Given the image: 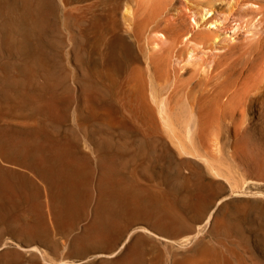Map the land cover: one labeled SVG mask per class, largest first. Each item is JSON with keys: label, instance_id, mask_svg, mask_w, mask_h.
Instances as JSON below:
<instances>
[{"label": "bare ground", "instance_id": "obj_1", "mask_svg": "<svg viewBox=\"0 0 264 264\" xmlns=\"http://www.w3.org/2000/svg\"><path fill=\"white\" fill-rule=\"evenodd\" d=\"M83 1L0 0V264H229L196 234L176 241L181 249L165 261L158 247L163 229L194 218L200 206L193 199L208 189L194 167L177 171L186 159H170L163 172L162 153L172 152L163 132L177 149L194 153L178 139L175 121L190 143L200 138L232 81L203 96L197 130L189 132L192 106L179 98L172 116L159 86L169 76L168 57L188 62L195 54L193 43L175 47L192 27L181 19L149 23L168 6L178 15L188 7L192 22H205L212 4L97 0L95 12L70 10ZM138 11L143 17L130 32L124 24ZM146 29L149 49L167 33L166 54L144 57L139 40ZM193 39L207 43L211 33ZM204 86L201 79L188 83L185 96ZM205 223L206 231L215 226L213 211Z\"/></svg>", "mask_w": 264, "mask_h": 264}, {"label": "rangeland", "instance_id": "obj_2", "mask_svg": "<svg viewBox=\"0 0 264 264\" xmlns=\"http://www.w3.org/2000/svg\"><path fill=\"white\" fill-rule=\"evenodd\" d=\"M170 1L178 4L187 0ZM188 1L195 2L197 0ZM205 1L212 4L205 22L197 24L192 22L193 12L188 7L183 6L185 9L182 8L183 14L186 15L182 13L178 15L175 14V11L172 10V12L168 6V8L165 7L166 11L159 12L161 14L158 13V17L154 16L149 23L165 27L169 24H179L183 20L186 23L189 22L192 27L188 32V38L175 45L177 49L185 43L195 44L196 52L194 55L192 54V60L185 62L178 61L173 56L168 57L166 67L169 76L166 82L159 86L162 96L165 98L167 112L172 116L177 110L176 105L184 100V103L187 102L186 105L192 106L191 113L194 119L192 122L196 123L197 118L200 117L199 112L203 111L205 105L202 101L203 96H206L205 94L208 92L215 91L219 84H226L228 80L232 81L227 86L231 92H228L227 96L223 95L221 101L224 103L221 102V108L213 119L203 125L201 137H195L191 142L192 145L189 140H186L184 127L175 121L174 126L178 139L186 149L194 148V153H185L177 149L163 132V136L172 149V152L166 150L162 153L161 169L163 172L165 173L172 167L169 164L171 163L170 159L172 161L186 159L188 160L187 164L185 162V165L178 167L177 171L190 173L193 167L196 171L199 169V172L195 171L196 176L197 173L198 176H201L198 180L205 188L208 186V189L206 188L208 191L198 194L193 199V202H196L198 207L200 206L198 212L194 216L192 214L195 219H189L192 218L189 215L186 225L180 228L176 227L172 231L163 229L164 238H160L158 247L165 261L169 252L181 249L178 242H182L186 236L196 234L198 239L220 248L229 264H264V0ZM97 8V0H85L78 5L74 4L70 10L72 12H95ZM62 9L58 7L57 18L60 26L65 28L66 24L61 18ZM121 10L123 11V7ZM143 14L140 11L136 12L131 17L132 19L126 21V23L131 22L129 27L126 24L124 27L131 32ZM129 16L132 15L129 14ZM206 31L211 33V39L207 43L196 42L193 39L195 36L199 38ZM146 33L149 34L147 29L142 32L139 40L144 57L151 53L159 56L166 54L171 44L167 33L158 34L161 39L155 46H149L151 50L144 43ZM175 47L173 50H176ZM198 62H201L202 66H199ZM148 72H144L145 79H147ZM206 74L207 77H204ZM198 79H201L205 84L204 87L207 88L199 91V88L196 87L197 91L194 89L192 97L185 96L188 83H194ZM147 84L146 80V85L144 84L147 89L146 98L150 104L154 105ZM128 86L132 87V82H129ZM233 92L232 99L230 94ZM179 98L183 100L177 103ZM187 98L191 100V103ZM230 102L234 103L233 109L226 108ZM156 116L159 119L158 114ZM193 124L189 127V132L194 133L197 130V123L194 124L195 126ZM214 140L216 144L212 142ZM238 149L243 152H239ZM214 207L216 208L214 209ZM218 207H221V211L217 210ZM212 211L216 223L213 228L209 226V230L207 226V232L205 220L210 213L212 215ZM199 212H201L200 215H197ZM229 220L231 221L229 222ZM226 232L227 234H225Z\"/></svg>", "mask_w": 264, "mask_h": 264}]
</instances>
